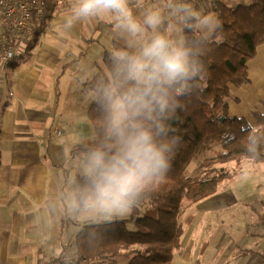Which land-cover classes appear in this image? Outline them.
<instances>
[{
  "label": "crops",
  "instance_id": "obj_1",
  "mask_svg": "<svg viewBox=\"0 0 264 264\" xmlns=\"http://www.w3.org/2000/svg\"><path fill=\"white\" fill-rule=\"evenodd\" d=\"M213 1L190 3L216 15ZM219 1L235 6L255 0ZM75 2L49 0L52 15H46L38 43L31 47L28 29L18 42L16 58L0 63V264H45L64 243L74 250L84 225L78 221L80 211L72 208L82 180L70 156L92 134L87 112L95 94L84 91L82 84L106 71L103 53L120 42L108 18L65 28L59 18L70 15ZM169 3L144 0L145 7L166 13ZM247 67L248 81L232 86L226 102L230 116L251 122L255 110L264 111V43ZM259 253L264 252L230 254L217 264H264ZM214 259L216 254L204 255L205 262Z\"/></svg>",
  "mask_w": 264,
  "mask_h": 264
},
{
  "label": "clouds",
  "instance_id": "obj_2",
  "mask_svg": "<svg viewBox=\"0 0 264 264\" xmlns=\"http://www.w3.org/2000/svg\"><path fill=\"white\" fill-rule=\"evenodd\" d=\"M169 7L166 13L145 7L144 0H76L71 14L59 18L65 28L108 18L120 42L109 52L112 79L96 90L103 138L85 156L88 184L73 210L82 205L111 221L172 169L181 138L172 133L168 120L181 107L178 99L197 86L201 53L218 42L222 25L214 13L201 12L190 0H170ZM186 29L196 33L191 42ZM244 131L247 150L254 154L264 128L251 121Z\"/></svg>",
  "mask_w": 264,
  "mask_h": 264
},
{
  "label": "trees",
  "instance_id": "obj_3",
  "mask_svg": "<svg viewBox=\"0 0 264 264\" xmlns=\"http://www.w3.org/2000/svg\"><path fill=\"white\" fill-rule=\"evenodd\" d=\"M48 2L46 0L44 18L34 17L28 30L32 34L31 47L39 41L46 15L51 18ZM212 10L222 25L216 37L218 42L202 51L203 72L197 86L178 99L181 107L168 120L172 133L181 138L172 169L162 181L149 186L139 195L131 208V218L84 225L74 241L73 258L77 264H118L122 256L128 259L124 264H172L174 251L181 248L183 237L196 218L191 214L182 221L184 204L189 208L217 194L220 185L232 176L226 167L209 168L212 162L209 160L201 164L205 174L193 178L189 173L191 162L212 149L213 145H219L220 149L214 151V161L235 162L238 166L244 159L264 163V139L256 152L249 154L244 131L249 121L230 116L226 102L232 86L248 81L247 62L256 55L257 47L264 43V0L235 6L215 0ZM185 34L189 42L196 36L191 29H186ZM118 44L115 42L112 48ZM111 49L103 53L106 71L99 70L82 84L84 91L95 94L87 112L95 136L75 145L70 156H78L84 163L88 150L97 146L103 138L102 113L96 103V90L112 79ZM254 117L255 122L264 128V111L255 110ZM87 184L85 175L77 199ZM146 204L155 209V214L148 213L149 208L147 214L140 217L141 208ZM80 209H84L82 205ZM257 218L264 227V211L257 213ZM130 220L136 223L135 231L127 227ZM205 245L206 242L202 247L204 250ZM259 254L264 257V253Z\"/></svg>",
  "mask_w": 264,
  "mask_h": 264
},
{
  "label": "rangeland",
  "instance_id": "obj_4",
  "mask_svg": "<svg viewBox=\"0 0 264 264\" xmlns=\"http://www.w3.org/2000/svg\"><path fill=\"white\" fill-rule=\"evenodd\" d=\"M91 130L90 139L95 136V129L91 127ZM217 149H220V146L213 145L212 149L192 161L189 165L190 175L193 178L204 175L205 168L201 167V164L204 161L212 160L209 168L226 167L232 176L220 185L217 194L207 197L189 208L184 204L185 212L182 221L191 214L195 215L196 220L191 227H188L181 248L174 251L172 264H217L219 260L228 258L230 254L264 252V227L257 218V213L264 211V163L252 159H244L241 166L236 165L235 162L219 163L213 160L214 151ZM72 164L74 172L82 180L85 176L84 162L80 157L74 156ZM150 206V204H146L141 208L140 217L147 214V209ZM77 211H80L78 221L84 225L109 222L92 210L78 209ZM148 211V213H152L151 215L155 214L153 207ZM131 216L130 208L124 215L113 217L111 221L129 219ZM127 227L129 230L135 231V221L130 220ZM204 242H208L206 250L202 248ZM205 247L207 246L205 245ZM205 254H216V259L211 263L205 262ZM127 260L126 256H122L118 259V264H124Z\"/></svg>",
  "mask_w": 264,
  "mask_h": 264
},
{
  "label": "built area",
  "instance_id": "obj_5",
  "mask_svg": "<svg viewBox=\"0 0 264 264\" xmlns=\"http://www.w3.org/2000/svg\"><path fill=\"white\" fill-rule=\"evenodd\" d=\"M46 12V0H0V63L17 56L20 37L30 27L34 17ZM70 244L64 243L62 253L53 256L47 264H77Z\"/></svg>",
  "mask_w": 264,
  "mask_h": 264
},
{
  "label": "bare ground",
  "instance_id": "obj_6",
  "mask_svg": "<svg viewBox=\"0 0 264 264\" xmlns=\"http://www.w3.org/2000/svg\"><path fill=\"white\" fill-rule=\"evenodd\" d=\"M61 253H62V249H61V251H60L59 254H61ZM59 254H58V255H59ZM72 254H73V252H72ZM56 256H57V255H56ZM49 259H50V258H49ZM49 259H48V260H49ZM47 263H48V261H47L45 264H47Z\"/></svg>",
  "mask_w": 264,
  "mask_h": 264
}]
</instances>
